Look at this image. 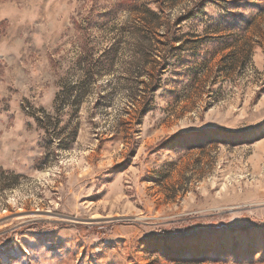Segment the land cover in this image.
I'll return each mask as SVG.
<instances>
[{
    "label": "rangeland",
    "instance_id": "1",
    "mask_svg": "<svg viewBox=\"0 0 264 264\" xmlns=\"http://www.w3.org/2000/svg\"><path fill=\"white\" fill-rule=\"evenodd\" d=\"M0 264H264V0H0Z\"/></svg>",
    "mask_w": 264,
    "mask_h": 264
}]
</instances>
